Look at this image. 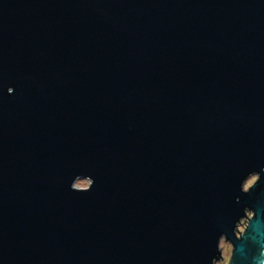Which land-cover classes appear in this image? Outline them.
<instances>
[{"label": "water", "instance_id": "water-1", "mask_svg": "<svg viewBox=\"0 0 264 264\" xmlns=\"http://www.w3.org/2000/svg\"><path fill=\"white\" fill-rule=\"evenodd\" d=\"M223 240L264 264V0H0V264Z\"/></svg>", "mask_w": 264, "mask_h": 264}, {"label": "rangeland", "instance_id": "rangeland-1", "mask_svg": "<svg viewBox=\"0 0 264 264\" xmlns=\"http://www.w3.org/2000/svg\"><path fill=\"white\" fill-rule=\"evenodd\" d=\"M254 181H255V178H251L246 183L245 188L247 189L249 186L253 185ZM89 185H90V180H81V181L77 182L76 187L77 188H88ZM245 222H243V224L240 226V230L242 232L245 230V227L247 225V222L246 223ZM221 247L223 249L224 259L221 262H219L218 264H229L231 256H232V246L229 243H227L225 240H223L221 243Z\"/></svg>", "mask_w": 264, "mask_h": 264}, {"label": "flooded vegetation", "instance_id": "flooded-vegetation-1", "mask_svg": "<svg viewBox=\"0 0 264 264\" xmlns=\"http://www.w3.org/2000/svg\"><path fill=\"white\" fill-rule=\"evenodd\" d=\"M252 178H255V181L253 182V184L258 180V176H254V177H252ZM252 186V185H251ZM251 186H249L247 189H250V187Z\"/></svg>", "mask_w": 264, "mask_h": 264}, {"label": "built area", "instance_id": "built-area-1", "mask_svg": "<svg viewBox=\"0 0 264 264\" xmlns=\"http://www.w3.org/2000/svg\"><path fill=\"white\" fill-rule=\"evenodd\" d=\"M243 222H245V221H243ZM246 222H247V220H246Z\"/></svg>", "mask_w": 264, "mask_h": 264}]
</instances>
